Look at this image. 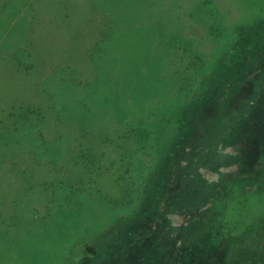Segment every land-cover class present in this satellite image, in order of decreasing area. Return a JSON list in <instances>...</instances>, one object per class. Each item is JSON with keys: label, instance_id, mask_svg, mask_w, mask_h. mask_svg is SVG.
<instances>
[{"label": "rangeland", "instance_id": "374dc122", "mask_svg": "<svg viewBox=\"0 0 264 264\" xmlns=\"http://www.w3.org/2000/svg\"><path fill=\"white\" fill-rule=\"evenodd\" d=\"M261 36L264 0H0V264H264V73L239 72ZM202 174L243 179L204 220L176 201Z\"/></svg>", "mask_w": 264, "mask_h": 264}, {"label": "trees", "instance_id": "16d2710c", "mask_svg": "<svg viewBox=\"0 0 264 264\" xmlns=\"http://www.w3.org/2000/svg\"><path fill=\"white\" fill-rule=\"evenodd\" d=\"M262 37H260L258 43L255 41L253 44L254 50L257 52V56H254V70L253 72H248V70L246 71L249 62L247 61L249 59V56L244 54L240 57L239 62L241 63V71L239 72H244L243 78L245 79V82H256L257 79L258 80H262L261 79V75L264 73V42L262 40ZM253 55V54H252ZM263 67V68H261ZM250 69V68H249ZM236 77H239L238 74L236 75ZM235 78V77H234ZM244 87V86H243ZM242 87V89H243ZM250 87V86H249ZM249 87H245V90L243 89L242 91V95L239 94L238 96L234 95V100L236 99V101L242 105L243 107L247 105L248 102L252 101L253 98H246L248 93L247 91L251 90ZM262 90H264V86L260 87ZM239 97V98H237ZM220 101L221 103L224 105L227 102V99L224 100V98L222 99L220 97ZM208 108V107H207ZM205 113V112H204ZM192 116V115H191ZM189 117V116H188ZM186 117V119L182 122V131H181V135L179 137V140L173 145L172 151L175 150V158L180 159L181 155L184 154L185 150L184 148H180V145H187L189 144L193 139H194V133L193 132V128H195V124L200 123V119L202 120V118L204 117V114H199L195 117H193V120H191L192 117L188 118ZM262 117H264V114L262 115ZM210 119V117H208ZM206 118L205 121L203 122L206 123L207 121H209V119ZM71 119V118H70ZM124 121L122 122V124H124L127 120L123 119ZM135 120V119H134ZM127 127L130 128L131 131V127L130 123H126ZM132 130L136 136H141V132H138L136 128L132 127ZM194 136V137H193ZM222 143H226L225 140H222ZM221 143V141H218V145ZM233 143V142H232ZM244 143V142H243ZM238 149V148H236ZM239 149H244L243 147H239ZM208 151V154H212L210 156H208L207 158H209L208 160L210 161V165L208 166L209 169H211V171L213 173H216L218 171V169H222L224 166H232L235 164H239L241 162L240 158V154H233L232 152H226V150H221V151H217V149L215 150H206ZM237 152L239 153V151L237 150ZM258 163L263 164L264 163V154L259 155V159H258ZM208 169V168H207ZM208 169V170H209ZM199 175V174H198ZM175 177V176H174ZM177 177V176H176ZM202 179L200 180V176L198 177H193L192 175H189L186 180L183 183H181L179 189H178V194H177V198L176 201H180V203L183 205L181 206L182 208L179 210H187L188 212H190L191 214L193 213H197V217L199 218H203V220L205 219L206 215H207V211L205 210V208H207V206L209 204L212 205H218L221 206V200H219L218 195L220 193H225V190H231L233 187H235L237 185V183L235 181L237 180H243V179H239V178H234V179H229L226 184L221 185L220 182H214V181H208L203 174L201 175ZM226 177V175H225ZM245 182L247 184L251 183V179L250 178H245ZM175 182L178 183L177 179L175 178ZM198 184V185H197ZM174 186V187H172ZM170 187H168V192L170 191H175L177 186L176 185H172ZM195 188V189H193ZM152 207L150 208V210H144L143 214L145 216L146 219V215H149L150 213H152V219L150 220L151 224L155 222L154 225H158L160 224V222L158 221V219H154V215L156 213L158 208L162 205V202L160 200V198H157L155 200H153L152 202ZM166 205V209L169 207V209H171L173 206H176L174 204V202H168V204ZM177 207V206H176ZM166 213V212H165ZM214 217H217L216 215ZM164 219L161 220V222H163ZM166 220V219H165ZM215 220V219H214ZM146 221V220H145ZM202 221V220H201ZM139 230L140 234H143V236L145 238H148L149 236L152 235L153 231L152 230H147L146 227L140 226L137 228ZM131 241L134 240V235L131 236ZM135 244V243H134ZM169 250L172 254H174V256L180 257V258H184L185 253L187 252L186 248H182L181 244L179 243V241L174 240L171 241L169 243ZM135 251V250H134ZM132 251L130 253H128V255L122 254V257L120 259V261L123 259H128L129 257L134 256L135 252ZM134 252V254H133ZM262 252V250H261ZM149 253V252H148ZM252 254V255H251ZM249 258L253 259L254 263H257L258 260L260 259V252L258 253V251L256 252H251ZM114 255V254H113ZM115 255H121V249L116 251ZM194 255V254H193ZM247 259V258H246ZM119 261V262H120ZM118 262V264H119ZM222 264H234L233 261L230 260H226V261H221ZM246 263V262H244ZM183 264H186L185 262Z\"/></svg>", "mask_w": 264, "mask_h": 264}]
</instances>
